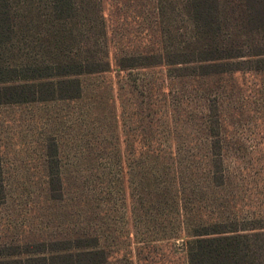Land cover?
<instances>
[{"label": "rangeland", "instance_id": "1", "mask_svg": "<svg viewBox=\"0 0 264 264\" xmlns=\"http://www.w3.org/2000/svg\"><path fill=\"white\" fill-rule=\"evenodd\" d=\"M154 1L103 0L115 54L187 43L182 14ZM78 80L79 93L0 106V264H71L78 237L99 241L100 264H186L178 220H264L263 73L156 65Z\"/></svg>", "mask_w": 264, "mask_h": 264}, {"label": "trees", "instance_id": "2", "mask_svg": "<svg viewBox=\"0 0 264 264\" xmlns=\"http://www.w3.org/2000/svg\"><path fill=\"white\" fill-rule=\"evenodd\" d=\"M154 3L159 15L168 5L182 14L190 25L187 43L167 48L155 39L142 52L117 55L108 44L103 0H0V106L79 93L80 77L114 69L161 65L264 74V0ZM209 175L213 185L225 182V175ZM178 227L182 232L174 240L186 264H264V220L258 216L241 224L223 212L210 221L198 214L189 222L178 220ZM88 241L76 238L74 251L63 257L71 264L103 263L107 256L99 241Z\"/></svg>", "mask_w": 264, "mask_h": 264}]
</instances>
